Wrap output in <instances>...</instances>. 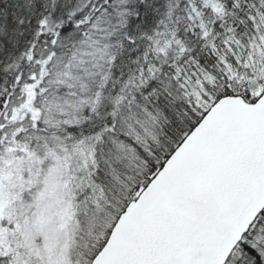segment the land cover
<instances>
[{"label": "snow or ice", "instance_id": "snow-or-ice-1", "mask_svg": "<svg viewBox=\"0 0 264 264\" xmlns=\"http://www.w3.org/2000/svg\"><path fill=\"white\" fill-rule=\"evenodd\" d=\"M0 264H264V0H0Z\"/></svg>", "mask_w": 264, "mask_h": 264}]
</instances>
